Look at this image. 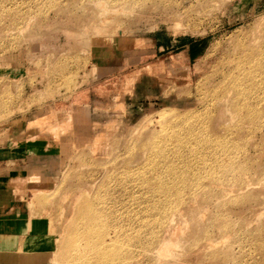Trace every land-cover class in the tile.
Wrapping results in <instances>:
<instances>
[{
  "label": "rangeland",
  "instance_id": "obj_1",
  "mask_svg": "<svg viewBox=\"0 0 264 264\" xmlns=\"http://www.w3.org/2000/svg\"><path fill=\"white\" fill-rule=\"evenodd\" d=\"M258 37L264 0H0V264H264V102L205 100Z\"/></svg>",
  "mask_w": 264,
  "mask_h": 264
},
{
  "label": "bare ground",
  "instance_id": "obj_2",
  "mask_svg": "<svg viewBox=\"0 0 264 264\" xmlns=\"http://www.w3.org/2000/svg\"><path fill=\"white\" fill-rule=\"evenodd\" d=\"M260 39H254V43L249 39L251 43L248 40V43L243 40L228 43L230 47L225 48L223 59L213 72L214 85L211 96L205 98L207 102L220 109L227 108L228 111H235L246 101L264 102L263 96H260L262 88L259 83L264 76V45Z\"/></svg>",
  "mask_w": 264,
  "mask_h": 264
},
{
  "label": "crops",
  "instance_id": "obj_3",
  "mask_svg": "<svg viewBox=\"0 0 264 264\" xmlns=\"http://www.w3.org/2000/svg\"><path fill=\"white\" fill-rule=\"evenodd\" d=\"M10 188L0 181V253H9L12 249L20 248L27 225L21 223L19 204H15L16 197Z\"/></svg>",
  "mask_w": 264,
  "mask_h": 264
}]
</instances>
